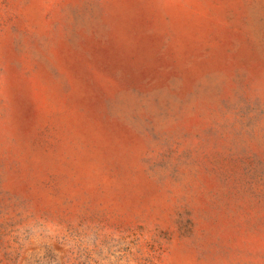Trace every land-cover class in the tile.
Segmentation results:
<instances>
[{"label": "rangeland", "instance_id": "rangeland-1", "mask_svg": "<svg viewBox=\"0 0 264 264\" xmlns=\"http://www.w3.org/2000/svg\"><path fill=\"white\" fill-rule=\"evenodd\" d=\"M0 264H264V0H0Z\"/></svg>", "mask_w": 264, "mask_h": 264}]
</instances>
